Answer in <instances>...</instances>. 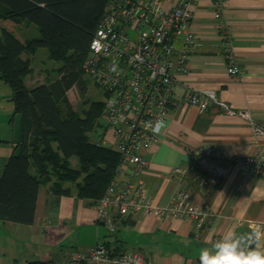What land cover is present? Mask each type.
<instances>
[{"label":"crops","instance_id":"crops-1","mask_svg":"<svg viewBox=\"0 0 264 264\" xmlns=\"http://www.w3.org/2000/svg\"><path fill=\"white\" fill-rule=\"evenodd\" d=\"M189 23L199 49L192 52L188 75L178 78V94L185 88L214 92L218 102L231 114L211 106L199 114L195 108L180 106L173 110L164 144L144 153L147 167L139 181L148 190L155 205L163 207L184 187L191 192L193 204L206 207L209 220L197 230L185 219H150L142 213L121 223L115 234L107 235L98 223L95 203L76 197L74 186L64 184L69 195L55 196L51 184L40 185L33 221L29 225L0 222V264L59 262L64 256L85 253L102 244L113 254L139 253L153 264H199V250L210 246L230 227L239 235H250L254 225L264 231V177L242 176L235 169L213 182L197 172H189L182 186L170 177L174 166L188 162L184 148L213 146L227 165L235 157H250L264 150V136L253 137L252 126L239 114L264 128V0H224L222 18L229 28L232 47L241 76L226 73L224 57L214 51L219 42L211 0H199L191 7ZM11 33L20 43L38 39L34 26L0 20V34ZM22 58L29 62L30 73L24 78L26 89L51 81L45 49H35ZM184 85V86H183ZM70 89L66 97L73 110L77 103ZM11 91L0 81V176L7 159L19 151V117L13 114ZM76 103V104H75ZM76 106V107H74ZM168 141L172 142L171 144ZM69 160L77 168L76 159ZM72 161V162H71ZM207 185L218 186L210 189ZM264 246V240L259 245Z\"/></svg>","mask_w":264,"mask_h":264},{"label":"built area","instance_id":"built-area-1","mask_svg":"<svg viewBox=\"0 0 264 264\" xmlns=\"http://www.w3.org/2000/svg\"><path fill=\"white\" fill-rule=\"evenodd\" d=\"M199 0H107L89 43L82 72L104 94L100 127L94 131L95 146L113 149L119 156L114 177L103 196L95 203L97 221L107 235L118 226L142 213L150 219H185L195 229H203L209 220L202 204H193L191 192L181 187L160 207L138 180L145 172L144 153L162 145L169 129L172 111L180 106L205 113L210 105L225 114L232 111L217 101L214 92L187 89L178 94L180 77L188 75L193 51L199 49L189 23L191 7ZM219 42L214 51L224 57L226 73L241 76L236 64L230 30L222 18L224 0H211ZM184 86V85H183ZM239 116L252 126L255 138L264 136V128L255 125L246 113ZM168 143H172L168 141ZM188 162L174 166L170 177L182 186L189 172L199 170L215 181L235 169L242 176L264 177V150L250 157H235L220 166L222 154L213 146L184 148ZM210 174V175H208ZM47 264H153L139 253L113 254L98 244L85 253L64 256Z\"/></svg>","mask_w":264,"mask_h":264},{"label":"trees","instance_id":"trees-1","mask_svg":"<svg viewBox=\"0 0 264 264\" xmlns=\"http://www.w3.org/2000/svg\"><path fill=\"white\" fill-rule=\"evenodd\" d=\"M106 1L0 0V20L32 25L39 34L23 43L11 33L0 34V81L11 91L20 122L19 151L7 159L0 176V222L31 224L40 185L51 184L52 194L60 196L69 195L63 189L69 183L77 198L94 204L114 177L117 152L90 141L100 127L104 100L90 101L81 69ZM35 49H45L48 60L62 65L55 79L26 89L30 67L22 54ZM72 88L86 105L83 118L78 115L82 107L73 110L66 97ZM71 158L77 168L70 166Z\"/></svg>","mask_w":264,"mask_h":264},{"label":"clouds","instance_id":"clouds-1","mask_svg":"<svg viewBox=\"0 0 264 264\" xmlns=\"http://www.w3.org/2000/svg\"><path fill=\"white\" fill-rule=\"evenodd\" d=\"M264 231L254 225L246 240L235 227H230L218 240H211L210 246L199 250V264H264Z\"/></svg>","mask_w":264,"mask_h":264},{"label":"rangeland","instance_id":"rangeland-1","mask_svg":"<svg viewBox=\"0 0 264 264\" xmlns=\"http://www.w3.org/2000/svg\"><path fill=\"white\" fill-rule=\"evenodd\" d=\"M61 65H62V63H60V62H54V61L48 60V64H46V68L49 69L47 71L48 75H51V77L56 76V70L58 68H60ZM83 77H84V80L86 81V88H87L88 96L90 97L89 98L90 101H92L91 99L96 100V101L97 100H104V98H103L104 94H103V91L101 90V88H99L87 76L84 75ZM72 97H73V99H75V102L78 104L77 108L82 107L81 108L82 110L78 111V115L83 118L85 116V106H86V105H84L83 99L80 98V96L78 95V93L75 89L72 91ZM74 107H76V106H74ZM94 137H95L94 134L91 135L90 141H92L94 139ZM72 160H75V159L73 158ZM208 175H210V174H208Z\"/></svg>","mask_w":264,"mask_h":264},{"label":"water","instance_id":"water-1","mask_svg":"<svg viewBox=\"0 0 264 264\" xmlns=\"http://www.w3.org/2000/svg\"><path fill=\"white\" fill-rule=\"evenodd\" d=\"M246 240L248 239L249 235L241 234Z\"/></svg>","mask_w":264,"mask_h":264}]
</instances>
